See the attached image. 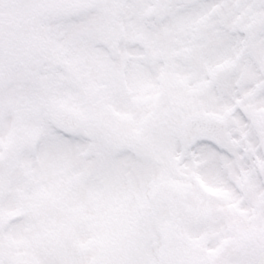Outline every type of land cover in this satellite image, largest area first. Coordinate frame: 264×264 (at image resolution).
Listing matches in <instances>:
<instances>
[{
    "label": "snow or ice",
    "instance_id": "6c2138e0",
    "mask_svg": "<svg viewBox=\"0 0 264 264\" xmlns=\"http://www.w3.org/2000/svg\"><path fill=\"white\" fill-rule=\"evenodd\" d=\"M0 264H264V0H0Z\"/></svg>",
    "mask_w": 264,
    "mask_h": 264
}]
</instances>
